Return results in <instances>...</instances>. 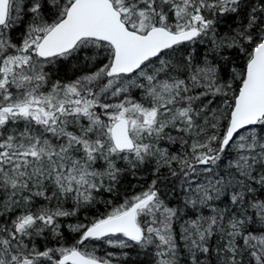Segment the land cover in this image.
I'll use <instances>...</instances> for the list:
<instances>
[{
  "label": "trees",
  "instance_id": "1",
  "mask_svg": "<svg viewBox=\"0 0 264 264\" xmlns=\"http://www.w3.org/2000/svg\"><path fill=\"white\" fill-rule=\"evenodd\" d=\"M72 1L22 0L19 18L0 27V107L52 103L40 123L30 117L26 125L16 109L0 112V264H56L62 250L82 246L109 264H264V121L220 150L246 66L264 40V0H112L127 24L129 16L200 30L195 41L150 62L151 84L157 76L182 82L177 102L150 95L147 78L142 87L122 86L131 76L116 78L110 89L108 76L82 82L112 58L108 44L91 40L32 71L36 43ZM204 91L228 104L211 106ZM169 107L186 111L176 122L181 138L167 126L138 141L134 153L113 152L110 128L120 109H134L144 124ZM46 114L50 121L41 124ZM65 149L98 172L87 203L64 195L55 180ZM205 157L214 159L204 164ZM147 194L154 199L141 213V241L80 243L87 228Z\"/></svg>",
  "mask_w": 264,
  "mask_h": 264
},
{
  "label": "water",
  "instance_id": "2",
  "mask_svg": "<svg viewBox=\"0 0 264 264\" xmlns=\"http://www.w3.org/2000/svg\"><path fill=\"white\" fill-rule=\"evenodd\" d=\"M8 5L9 0H0V26L6 23ZM197 36V30L172 34L164 28H154L146 35H140L126 28L110 0H75L65 17L44 36L36 53L40 58L48 59L71 51L83 39L107 42L114 51L110 75H128L136 72L144 63L157 57L161 52L180 43L189 42ZM263 118L264 41L254 51L247 65L245 80L235 99L221 149L224 150L236 134L256 125ZM111 139L118 151H131L135 148L129 127L123 121L113 124ZM212 159L206 158L205 162ZM145 203L146 201H141L127 213L96 224L86 231L85 239H101L124 234L130 240H140L142 233L137 226L136 215L138 209ZM61 264L104 263L72 252L62 258Z\"/></svg>",
  "mask_w": 264,
  "mask_h": 264
},
{
  "label": "rangeland",
  "instance_id": "3",
  "mask_svg": "<svg viewBox=\"0 0 264 264\" xmlns=\"http://www.w3.org/2000/svg\"><path fill=\"white\" fill-rule=\"evenodd\" d=\"M182 1L181 3H178L177 7L182 9L183 5ZM22 7V0H14L11 6V9L13 11V16L11 17V21H16L19 18V14ZM175 10L176 6H175ZM178 14H181L182 12L177 10ZM129 21L132 23V26H136V21L133 19V17L127 16ZM182 21L179 20L177 23H181ZM149 26L148 22H145L143 25H139L137 28L140 31L146 30L144 27ZM179 31V30H176ZM89 44L85 43L82 44L83 47H88ZM20 64H22V60L20 59ZM109 66V64H108ZM108 66L105 69H101L97 71L95 74L85 77L82 82H86L88 85L97 83L102 78H105L107 75ZM152 65L148 64L143 69H141L135 76L126 78L122 82V86H132V87H142L146 85V82L144 79H148L149 85V94L153 97H157L161 99V101L167 100L170 101L172 98L175 97V95L178 92V85H180L179 82L170 84L169 82H166L165 79L160 78L159 76L155 77L153 79V83L151 84L149 78H148V72L152 69ZM40 69L39 63H34L31 67L32 71ZM153 74V72H151ZM3 80H6V73L4 74ZM115 79H110V82H108L107 87L108 89L111 88L112 85H114ZM82 90V89H81ZM40 101V100H39ZM45 103L40 102L38 106V111L35 110L34 106L37 104V101H34L33 99L26 101L19 102L14 109H7L8 107H0V111L5 113L12 112L13 110L19 111V117L22 122H24L26 125H28V120L26 118H30L31 115L35 116V119L42 118L43 112H47L45 109ZM228 102L225 101L223 105H227ZM48 107V106H47ZM80 107V106H79ZM131 110V109H128ZM135 110L132 109L131 112H125L124 109H120L118 111L119 117L120 116H126L130 118V125L131 129L133 131L134 137L137 141L143 140L146 136H160L167 126H174L177 121L182 122L183 116L185 115L186 111L184 109H168L165 111H160L159 113H156L153 115L154 121L152 123H147L145 126L142 125L140 116H138L136 113H134ZM52 119V118H51ZM5 119L3 118L2 121ZM50 121L49 115H44L42 123L41 124H48ZM165 155V151L162 152ZM139 154H136L138 156ZM127 160H131L130 156L126 157ZM171 159V158H170ZM55 180L57 181L58 186L61 188V192L64 195H71V198H73L76 202L80 203H87L90 200V193L93 188V180L95 176H98V172L92 171L90 167L86 164V162L82 161L81 159L77 157H73L70 155L67 151V149L64 150V156L62 160L59 161V163H56L54 173H53ZM108 177H110V173H108ZM107 245L113 247V248H125L129 241L124 236H116L111 237L106 240H104ZM88 248V246L86 245Z\"/></svg>",
  "mask_w": 264,
  "mask_h": 264
},
{
  "label": "bare ground",
  "instance_id": "4",
  "mask_svg": "<svg viewBox=\"0 0 264 264\" xmlns=\"http://www.w3.org/2000/svg\"><path fill=\"white\" fill-rule=\"evenodd\" d=\"M196 73H197V71H191V74L192 75H196ZM53 79H55V78H53ZM177 82H179L180 83V85H178V92H177V94L175 95V97L174 98H172L170 101L171 102H173V100L174 101H178V96H181V95H183L184 93H183V91H185L184 89H183V85H182V82L180 81V80H177V79H173L172 78V80L169 82L170 84H174V83H177ZM208 88L209 87H207L206 89L208 90ZM205 89V90H206ZM187 93V92H186ZM207 94L208 93H205V91H204V93H203V95L204 96H206L205 97V102L206 103H208V104H210L211 106H213V107H222V103L219 101V100H217V99H215L214 97H208L207 96ZM185 95V94H184ZM176 107H169V109H175ZM175 126H176V129H175V134H174V137H177V138H181V136H182V130H183V127H182V124L181 123H176L175 124ZM221 145H222V141H221ZM221 145H220V150H221ZM159 157V156H158ZM55 169V168H54ZM90 169L92 170V171H95V172H97L95 169H93V168H91L90 167Z\"/></svg>",
  "mask_w": 264,
  "mask_h": 264
}]
</instances>
